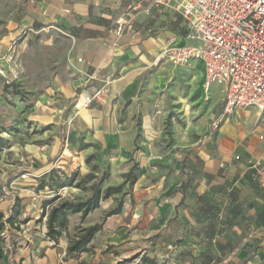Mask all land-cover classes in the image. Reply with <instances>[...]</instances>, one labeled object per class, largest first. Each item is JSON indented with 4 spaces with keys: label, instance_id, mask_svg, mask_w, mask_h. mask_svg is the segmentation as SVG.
Masks as SVG:
<instances>
[{
    "label": "crops",
    "instance_id": "crops-1",
    "mask_svg": "<svg viewBox=\"0 0 264 264\" xmlns=\"http://www.w3.org/2000/svg\"><path fill=\"white\" fill-rule=\"evenodd\" d=\"M130 2L0 0V50L22 31L60 25L71 35L73 73L69 83H54L42 95L45 100L40 97L33 120L40 133L24 140L31 166L14 164L5 177L19 202L18 221L41 222L28 235L21 233L27 236V247L7 252L2 245L0 264H76L74 260L85 252L68 255V245L61 242L75 227L94 225L101 228L88 246L94 253L92 263L148 254V245L156 239L164 248H170V242L173 248L182 246L178 259L184 256L191 264H264V236L253 232L257 219L261 220L255 214L264 210V186L256 169L247 164L264 157V141L258 140L263 116L250 111L256 119L245 120L249 127L236 132L228 128L239 123L235 115L249 112L236 110L230 118L224 117L210 149L189 141L183 144L176 135L174 146L169 147L165 127L173 121L170 114L177 102L175 87L169 85L177 76L159 64L162 51L169 46H196V42L189 39L179 14H145L144 5L131 21V29L115 37L114 22ZM102 87L107 90L105 101L87 104ZM215 93L221 94V88L214 87L211 95ZM55 99H60L55 101L59 108L51 109L49 102ZM221 114L220 107L217 120ZM14 146L18 152L23 150L7 143L8 156L11 152L18 156ZM89 156H94L95 172L86 164ZM134 165L137 179L130 185L124 177ZM99 170L109 173L101 192L119 186L122 192L101 200L83 220L79 213L70 215L60 243L53 244L45 237L48 209L43 215V202L55 195L85 201L94 180L83 185L85 190L75 184L90 173L100 177ZM74 174L70 186L58 190L50 186L51 176L63 181ZM119 202V213L106 217Z\"/></svg>",
    "mask_w": 264,
    "mask_h": 264
},
{
    "label": "rangeland",
    "instance_id": "rangeland-1",
    "mask_svg": "<svg viewBox=\"0 0 264 264\" xmlns=\"http://www.w3.org/2000/svg\"><path fill=\"white\" fill-rule=\"evenodd\" d=\"M4 48L0 50V138L8 144H17L23 148V150L18 152L19 147L14 146L15 153H18V156H14L13 152L10 153L11 156H8L7 147L0 148V178L3 176V180H0V210L5 217H9L11 216L12 208L18 205L19 202L14 198L15 193L12 185L8 183V179L5 177L13 172L14 164L21 163L22 167L25 168L31 166L30 161L32 159L24 151V140L28 141L29 137L40 133L36 131V126L33 125V120L36 119L35 109L38 106L40 97L48 89L52 88L54 83L67 84L73 78L69 64L72 39L70 33L60 25L40 26L32 31H22L19 36L15 37ZM159 64H162L163 67L177 76L169 85L175 87L173 97L177 102L174 103L176 110L170 114L175 125L173 121H167L165 127L166 135L169 139L168 146H174L172 137L176 135L183 138L181 142L183 144H187L189 141L196 144V147L204 146L210 149L213 146V139L215 140L218 135V129L216 131L212 130V125L217 121V116L215 115L220 107L223 111V95L215 93L211 95L210 99H206L200 81L202 66L196 60L190 61L186 65H173L166 58H163ZM176 92L179 93V98H177L178 94ZM42 97L41 100H45V97ZM56 100L60 99L49 102L53 104L51 109L59 108L56 104L57 102H55ZM81 104L80 102L77 109L81 107ZM245 111L246 113L249 112L247 116L244 114L235 115V120L239 123L231 124L228 127L229 130H231L230 128H233L232 131L234 132L240 131L242 128L246 130L249 127L246 122H252L256 119L250 111L260 114L261 117L263 116L257 109L251 108ZM233 113L227 116L230 118ZM245 120L246 122H244ZM223 124L224 121L220 122L219 128ZM257 131L256 129L254 132ZM207 137L210 140H206ZM21 155L26 158L24 157L20 160ZM88 166L92 168L94 166L93 161ZM79 179L80 181L83 180V178ZM255 215L259 216L261 220L257 219V227H255L253 232L264 236V210ZM39 221L34 223H28L27 221L20 223L18 221L16 222L18 230L5 225L2 237L8 247L7 252L30 245L26 235L33 232L32 227ZM44 221L45 218L42 222ZM78 227L67 232V240L61 242L63 245L70 244ZM37 228H42V224L37 226ZM21 233L26 235L21 237ZM170 245V248H164L155 239L148 245L147 255L155 257L160 263L182 264L183 261H188V264H191L184 256H181L182 261L178 259L183 251L182 246L173 248L172 242H170ZM84 254L86 255L79 257L81 260H74L76 264L81 263L79 261H83L82 263L84 264H117L124 260H129L128 264H135L140 258L138 255L125 254L116 259L111 258L110 260H99V262L92 263L94 260L93 251L88 250ZM109 254H112L113 257L116 256V252L113 250H110ZM70 264H73V262Z\"/></svg>",
    "mask_w": 264,
    "mask_h": 264
},
{
    "label": "built area",
    "instance_id": "built-area-1",
    "mask_svg": "<svg viewBox=\"0 0 264 264\" xmlns=\"http://www.w3.org/2000/svg\"><path fill=\"white\" fill-rule=\"evenodd\" d=\"M143 5L145 14H179L189 39L196 42V46H169L161 58L173 65L198 60L203 67L202 91L207 100L214 87L221 88L224 107L212 130L219 129V123L234 111L253 108L263 114V133L258 140L264 141V0H131L114 22L115 37L131 29V21ZM106 94L102 87L87 104L104 102ZM247 164L256 169L264 186V157L250 159Z\"/></svg>",
    "mask_w": 264,
    "mask_h": 264
},
{
    "label": "trees",
    "instance_id": "trees-1",
    "mask_svg": "<svg viewBox=\"0 0 264 264\" xmlns=\"http://www.w3.org/2000/svg\"><path fill=\"white\" fill-rule=\"evenodd\" d=\"M7 146L6 141L0 138V148H5ZM94 160V156H89L86 159V164H89L91 161ZM136 166L134 165L128 174L125 175V183H129L130 185L134 184L137 175L135 173ZM98 170V167L94 165L91 168L92 172H95ZM75 174L67 179L65 178L63 181L60 180V178L56 175L54 177L51 176V187L55 190H58L60 188H63L65 186H70L73 180V177ZM109 173L107 171H102L100 173V177L96 176L94 173H90L86 175L83 180L79 181L75 184L76 188H82L85 190L83 185L85 183H88L91 180H94V182L90 185L88 188L91 196L87 198L85 201H69V200H63L58 195H55L51 199L44 201L42 204L43 208V215H46L45 211L48 209V213L46 216L45 221V227H46V233L45 237L52 242L53 244H56L61 237L62 233H64L67 230L68 227V217L73 214H80L81 220H83L89 213L93 212L99 207V203L101 200H106L112 196L118 195L122 192V186L119 187H110L105 189L103 192H101V186L103 182L108 178ZM121 208V203L119 202L116 207L109 211L106 214L107 216L118 214ZM19 207L15 205L11 210V216L5 217L2 212H0V258H1V251H2V245L4 243V239L2 237V234L5 229V225H8L10 227H14L15 230H18V226L16 225V222H18V216H19ZM20 223H24L25 221H19ZM101 225H94L87 228H81L78 227L76 229V234L74 236V239L70 242V244L67 247V254L73 255V254H79L82 252H87L88 246L93 240L95 234L100 230ZM140 256V255H138ZM137 256V257H138ZM129 260L121 261L117 264H128ZM135 264H165L160 263L158 259L155 257H149L147 254H144L140 256L139 261Z\"/></svg>",
    "mask_w": 264,
    "mask_h": 264
}]
</instances>
